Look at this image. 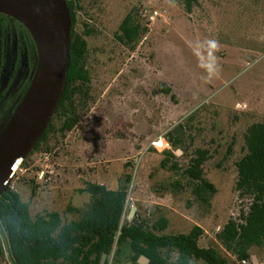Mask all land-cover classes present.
<instances>
[{
  "label": "rangeland",
  "instance_id": "1",
  "mask_svg": "<svg viewBox=\"0 0 264 264\" xmlns=\"http://www.w3.org/2000/svg\"><path fill=\"white\" fill-rule=\"evenodd\" d=\"M196 2L188 13L178 0H81L76 31L82 34L87 24L96 32L87 39L95 102L50 154L35 155L14 175L10 190L31 204L33 218L58 213L64 222L75 221L70 209L91 202L81 194L87 184L117 191L129 177L122 224L137 216L152 222L164 217L169 228L163 235H188L200 227L201 245L209 248L246 207L236 193L235 163L247 128L264 122V0ZM132 13L148 31L134 52L115 39ZM170 133L183 135L186 158L175 151L182 171L197 149L210 151L205 178L218 192L210 208L195 201L181 173L161 169L166 158L152 143ZM175 182L183 189L175 190ZM0 245V264H10L1 231ZM251 263L264 264V252L255 250ZM121 264L132 263L125 257Z\"/></svg>",
  "mask_w": 264,
  "mask_h": 264
},
{
  "label": "trees",
  "instance_id": "2",
  "mask_svg": "<svg viewBox=\"0 0 264 264\" xmlns=\"http://www.w3.org/2000/svg\"><path fill=\"white\" fill-rule=\"evenodd\" d=\"M66 1L72 21L71 63L66 89L50 126L22 168L27 167L35 155L50 154L61 140L76 130L95 102L87 39L93 38L96 32L83 24L82 34L77 33L81 0ZM178 1L188 13L197 3L196 0ZM147 32L132 13L122 22L115 39L122 47L134 52ZM161 91L174 99L169 87L161 86ZM166 141L171 149L161 154L166 158L161 169L174 175L181 173L188 181L195 201L210 208L218 193L205 178V166L212 158L210 151L197 149L188 167L182 171L176 152L182 151V158H186L183 135L178 137L170 133ZM242 143V155L235 163V189L240 203L246 200L248 204L215 235V243L209 248L201 245L205 232L200 227H194L188 235H163L169 228V221L164 217L152 222L147 215L137 216L122 224L131 183L127 177V186H120L117 191L87 184L81 194L89 195L91 202L84 209H70L78 219L69 223L58 213L33 218L31 204L23 203L16 192L9 190L0 198V231L5 237L10 264H101L103 256L107 257L105 264L110 261L121 264L125 257H129L132 264H139L141 258L149 260V264L251 262L255 250L264 252V122L247 128ZM232 146L228 149L230 154ZM172 187L183 189L180 182H175Z\"/></svg>",
  "mask_w": 264,
  "mask_h": 264
},
{
  "label": "water",
  "instance_id": "3",
  "mask_svg": "<svg viewBox=\"0 0 264 264\" xmlns=\"http://www.w3.org/2000/svg\"><path fill=\"white\" fill-rule=\"evenodd\" d=\"M0 14L19 22L38 52L31 85L0 132L1 198L9 192L15 172L41 141L60 106L71 63L72 21L66 0H0ZM125 183L123 178L121 187ZM135 212L132 209V218ZM106 260L103 256L101 264ZM138 263L150 262L141 258Z\"/></svg>",
  "mask_w": 264,
  "mask_h": 264
},
{
  "label": "flooded vegetation",
  "instance_id": "4",
  "mask_svg": "<svg viewBox=\"0 0 264 264\" xmlns=\"http://www.w3.org/2000/svg\"><path fill=\"white\" fill-rule=\"evenodd\" d=\"M37 65L38 52L30 33L0 14V132L21 104Z\"/></svg>",
  "mask_w": 264,
  "mask_h": 264
},
{
  "label": "built area",
  "instance_id": "5",
  "mask_svg": "<svg viewBox=\"0 0 264 264\" xmlns=\"http://www.w3.org/2000/svg\"><path fill=\"white\" fill-rule=\"evenodd\" d=\"M157 15L158 14H155V16H153L152 18H150V21L151 22H154L155 19H156L155 17H157ZM152 147H153L154 150H156L158 152H164V151H167V150H170L171 149L170 146H169V144L167 143L166 139L163 138V137H161L158 140L154 141L152 143ZM23 164H24V162L20 164V166L18 167V170L20 168H22V165ZM16 172H15V174H16ZM38 178H39L40 181H43L45 179V173L44 172H40L38 174ZM127 206H128V204H126L124 216L126 215V212H127ZM240 264H252V263L250 261H242Z\"/></svg>",
  "mask_w": 264,
  "mask_h": 264
},
{
  "label": "clouds",
  "instance_id": "6",
  "mask_svg": "<svg viewBox=\"0 0 264 264\" xmlns=\"http://www.w3.org/2000/svg\"><path fill=\"white\" fill-rule=\"evenodd\" d=\"M213 43H215V42H213Z\"/></svg>",
  "mask_w": 264,
  "mask_h": 264
}]
</instances>
